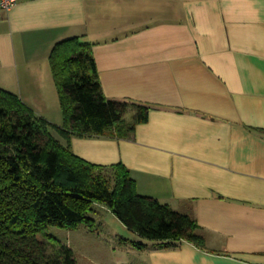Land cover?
<instances>
[{
	"label": "crops",
	"instance_id": "obj_1",
	"mask_svg": "<svg viewBox=\"0 0 264 264\" xmlns=\"http://www.w3.org/2000/svg\"><path fill=\"white\" fill-rule=\"evenodd\" d=\"M73 37L91 44L106 99L149 111L130 137L72 136L71 152L122 164L204 243L156 247L101 205L85 234L110 237L118 264H264V0H21L0 12V88L56 126L48 57Z\"/></svg>",
	"mask_w": 264,
	"mask_h": 264
},
{
	"label": "trees",
	"instance_id": "obj_2",
	"mask_svg": "<svg viewBox=\"0 0 264 264\" xmlns=\"http://www.w3.org/2000/svg\"><path fill=\"white\" fill-rule=\"evenodd\" d=\"M48 63L61 126L37 117L18 96L0 88V264H77L71 248L47 230L73 231L81 225L92 230L96 205L156 247L180 240L203 247L195 222L140 195L122 164L95 165L70 150L72 136L130 137L136 125L147 121L149 108L104 97L91 44L79 37L55 44ZM130 112L133 120L127 123Z\"/></svg>",
	"mask_w": 264,
	"mask_h": 264
},
{
	"label": "rangeland",
	"instance_id": "obj_3",
	"mask_svg": "<svg viewBox=\"0 0 264 264\" xmlns=\"http://www.w3.org/2000/svg\"><path fill=\"white\" fill-rule=\"evenodd\" d=\"M84 230L87 229L82 225L73 231L52 226L48 228L47 234L69 246L77 264H118L122 261L123 256L119 259V255L114 254L112 248L115 246L110 237L102 234L100 230L89 234H85Z\"/></svg>",
	"mask_w": 264,
	"mask_h": 264
},
{
	"label": "built area",
	"instance_id": "obj_4",
	"mask_svg": "<svg viewBox=\"0 0 264 264\" xmlns=\"http://www.w3.org/2000/svg\"><path fill=\"white\" fill-rule=\"evenodd\" d=\"M21 0H0V12H8L17 6Z\"/></svg>",
	"mask_w": 264,
	"mask_h": 264
}]
</instances>
